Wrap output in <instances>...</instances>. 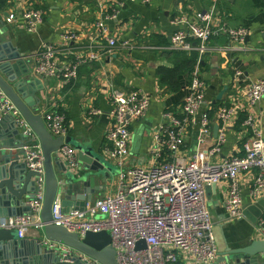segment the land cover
<instances>
[{
    "label": "crops",
    "instance_id": "0c3cea01",
    "mask_svg": "<svg viewBox=\"0 0 264 264\" xmlns=\"http://www.w3.org/2000/svg\"><path fill=\"white\" fill-rule=\"evenodd\" d=\"M28 9L45 12V21L36 33L28 32L23 21H7L11 14L20 16ZM211 12L215 25L251 31L243 49L231 50L230 46L235 45L224 35L212 39L202 56L197 51H173L171 40L179 26L172 22L176 18H193ZM1 23L8 31V39L16 53L24 55L18 69L22 78L30 82L40 80L37 90L44 87V91L37 94L41 99L39 114L43 117L48 110L62 111L67 119V137L88 145L111 164L114 162L105 155V148L109 145L106 134L113 125V92L142 90L151 98L146 116L130 128L131 154L127 160L129 167H150L154 163V134L166 121L165 114L182 117L188 94V74L184 72L179 76L180 89L173 91L170 84L174 81L164 82L161 71L180 70L183 61L193 54L198 55L207 84L206 102L210 114L213 116L222 107H234L239 111L236 119L226 127V143L214 161L219 163L244 156V146L252 136L251 130L244 126L250 115L259 120L264 139V99L254 107L249 105L246 96L252 83L264 80V0H153L150 4L131 0H0ZM99 23H103L117 39L118 44L110 54L106 53L108 43L100 35ZM65 33H75L79 39L65 43L62 38ZM47 43L56 47L59 63L74 60L80 54L86 56L91 51L98 52L101 58L82 66L77 79L70 83L39 78L33 74L32 56ZM194 45L198 43L194 42ZM238 72L241 76L236 78ZM224 90L222 100L217 101ZM93 110L102 114L92 115ZM212 118L215 138L216 127L220 130L223 125L217 122L215 115ZM200 123V116L191 121L185 144L179 152L178 157L186 162L198 149ZM6 125L12 126L11 123ZM163 160L172 161V154L165 151ZM116 168L112 179H97L91 192L92 202L116 194L121 171ZM55 170L59 176L58 168ZM257 174L254 170L241 176L244 207L264 199V195L257 199L251 196ZM227 195V183L206 193L219 252L227 243L231 247H245L251 239L259 238L256 224L245 218L229 220ZM1 199L5 201L4 197ZM260 219L264 220V215ZM42 237V230L31 228L24 239L35 241ZM2 261L23 264L24 258L4 252L0 253V264Z\"/></svg>",
    "mask_w": 264,
    "mask_h": 264
},
{
    "label": "built area",
    "instance_id": "2783aa9c",
    "mask_svg": "<svg viewBox=\"0 0 264 264\" xmlns=\"http://www.w3.org/2000/svg\"><path fill=\"white\" fill-rule=\"evenodd\" d=\"M150 4L153 0H131ZM214 13L198 14L196 17L176 18L172 24L179 29L172 37L173 51L199 52L202 56L207 44L215 38L227 36L234 47L243 49L251 31L247 28H231L213 23ZM23 21L30 33H36L45 21V12L28 9L18 16L11 14L8 23ZM102 38L108 43L107 54L113 52L118 42L103 23L98 24ZM65 43L77 41L75 33L62 36ZM197 42L198 45H194ZM100 54L91 51L88 55H77L74 60L59 63L54 45L44 44L32 56L33 74L39 78H52L64 83L73 82L79 69L100 61ZM236 78L241 73L236 74ZM235 78V79H236ZM207 84L198 61L189 77L188 94L182 109V117L165 114V121L154 134L152 154L154 163L150 167H129L132 124L146 116L151 98L142 90L131 92L114 91L112 95L113 125L106 134L108 146L105 155L121 169L117 192L112 197L98 199L87 205L84 212L66 213L57 197L52 206L53 225L63 227L84 237L87 232H107L111 245L116 250L118 264H214L219 258V249L214 235V223L209 211L206 189L208 186L227 183L226 209L229 220L244 218L241 176L257 170L252 185L253 199L264 195V139L259 120L249 116L244 126L251 130L250 141L244 146V156L216 163L226 143V127L234 121L239 111L234 107H222L215 112L217 122L222 124L217 136L213 137V116L206 102ZM250 106H258L264 99V80L251 84L247 92ZM92 115L102 112L93 110ZM15 118L16 126L23 130L29 144L24 148L27 168L39 176L36 178V200L30 204L31 217L8 218L0 222V229L18 232L20 239L26 237L29 229L43 231L41 212L46 197L45 158L31 127L19 110L0 89V121ZM200 116L198 149L186 162L178 157L185 144L191 121ZM46 128L56 138L68 135L66 115L62 111H46L43 116ZM165 151L172 154V161L163 160ZM59 155L72 171L80 169L77 151L64 145ZM259 239L264 240V220L257 222ZM49 249L70 255L73 250L56 242H47ZM144 246V247H143ZM89 264H99L90 260Z\"/></svg>",
    "mask_w": 264,
    "mask_h": 264
},
{
    "label": "water",
    "instance_id": "95a60500",
    "mask_svg": "<svg viewBox=\"0 0 264 264\" xmlns=\"http://www.w3.org/2000/svg\"><path fill=\"white\" fill-rule=\"evenodd\" d=\"M8 38V31L1 23L0 89L16 106L38 138L45 158L46 197L41 212L43 237L28 241L20 239L17 231L0 229V253L10 252L16 257H23V264H89L90 260L99 264H118L109 233L87 232L82 237L52 223V206L57 197L66 213L84 212L92 202L91 192L97 179H112L117 168L88 145L69 137L56 138L48 131L38 111L41 99L37 94L43 92L44 87L37 90L36 85L40 86V80H33L32 83L29 79L22 78L18 69L22 66L24 55L16 53ZM225 92L220 93L217 101L222 100ZM7 123L12 126L8 127ZM218 131L219 126L215 129V136ZM29 142L23 130L16 126L13 116L0 121V220L33 215L30 204L36 200V178L39 175L29 170L25 163L24 148ZM64 145L76 149L82 168L77 171L68 168L58 152ZM56 167L60 172L59 176ZM216 187L217 185L208 186L206 193L210 194ZM243 215L252 224H257L264 215V199L246 205ZM49 241L67 246L73 252L65 256L63 251L49 249ZM7 262L2 261L1 264H10ZM259 263L264 264V240L255 238L245 247H231L227 243L224 248H220L219 258L214 264Z\"/></svg>",
    "mask_w": 264,
    "mask_h": 264
},
{
    "label": "trees",
    "instance_id": "16d2710c",
    "mask_svg": "<svg viewBox=\"0 0 264 264\" xmlns=\"http://www.w3.org/2000/svg\"><path fill=\"white\" fill-rule=\"evenodd\" d=\"M186 59L187 60L183 61V63L181 64L180 70H177V71L162 70L161 71L162 80L164 82L174 81L173 83L170 84V89L173 91H179L180 89V85L177 83V81L181 74H184L185 72L186 75L188 74V77H190V74L192 73L193 69L195 68L198 62V55L193 54L191 55V57H187Z\"/></svg>",
    "mask_w": 264,
    "mask_h": 264
},
{
    "label": "rangeland",
    "instance_id": "374dc122",
    "mask_svg": "<svg viewBox=\"0 0 264 264\" xmlns=\"http://www.w3.org/2000/svg\"><path fill=\"white\" fill-rule=\"evenodd\" d=\"M217 246H218V244H217Z\"/></svg>",
    "mask_w": 264,
    "mask_h": 264
}]
</instances>
